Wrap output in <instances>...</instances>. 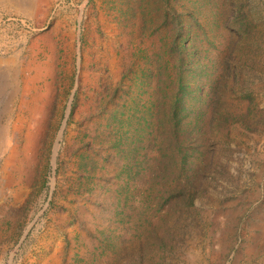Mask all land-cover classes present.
<instances>
[{
  "label": "rangeland",
  "instance_id": "obj_1",
  "mask_svg": "<svg viewBox=\"0 0 264 264\" xmlns=\"http://www.w3.org/2000/svg\"><path fill=\"white\" fill-rule=\"evenodd\" d=\"M0 264H264V0H0Z\"/></svg>",
  "mask_w": 264,
  "mask_h": 264
},
{
  "label": "bare ground",
  "instance_id": "obj_2",
  "mask_svg": "<svg viewBox=\"0 0 264 264\" xmlns=\"http://www.w3.org/2000/svg\"><path fill=\"white\" fill-rule=\"evenodd\" d=\"M12 83H14V82H12ZM12 91H13V90H12ZM8 97H9V96H8ZM35 98H36V97H35ZM35 98H33V99H35ZM8 99H9V98H8ZM37 100H38V99H37ZM1 101H2V100H1ZM33 102H34V100H33ZM22 104H23V103H22ZM25 104H26V103H25ZM23 105H24V104H23ZM44 105H45V104H44ZM28 106H29V105H28ZM33 106L35 107L34 103H33ZM45 106H46V105H45ZM34 107H30V108H32V110H33ZM28 108H29V107H28ZM35 108H36V107H35ZM37 108L39 109V107H37ZM40 108L42 109V107H40ZM25 109H26V108H25ZM25 109H24V110H25ZM41 109H40V110H41ZM35 110H36V109H35ZM30 111H31V109H30ZM44 111H45V110H44ZM44 111H42V112H44ZM22 112H23V111H22ZM36 112H37V110H36ZM38 112H39V111H38ZM45 113H46V111H45ZM27 114H29V112H28ZM38 114H39V113H38ZM28 116H29V115H28ZM41 116H42V115H41ZM41 116H40V117H41ZM19 118H20V117H19ZM19 118H18V119H19ZM20 120H21V119H20ZM22 120H23V119H22ZM28 120H29V118H28ZM41 120H42V119H41ZM16 121H17V120H16ZM24 121H25V120H24ZM14 122H15V121H14ZM22 123H23V122H22ZM27 123H28V122H27ZM12 124H13V122H12ZM20 125H21V124H20ZM27 125H28V124H27ZM33 125H34V124H33ZM13 126H14V124H13ZM13 126H11V127H13ZM24 126H25V125H24ZM36 126H37V124H36ZM14 127H16V126H14ZM28 127H29V126H28ZM37 128H38V127H37ZM12 129H13V128H12ZM11 131H12V130H11ZM23 131H24V130H23ZM19 133L21 134V132H19ZM35 133H36V132H35ZM20 134H19V135H20ZM30 134H33V132L30 133ZM30 134H29V135H30ZM11 135H12V133H11ZM21 135H22V134H21ZM33 135H34V134H33ZM35 136H36V135H35ZM32 137H33V136H32ZM30 138H31V136H30ZM33 138H34V137H33ZM33 138H32V139H33ZM21 139H22V138H21ZM19 140H20V139H19ZM19 146H20V145H19ZM19 148H20V147H19ZM20 150H21V149H20ZM13 151H14V150H13ZM14 153H15V152H14ZM14 153H13V154H14ZM19 154H21V153H19ZM16 157H17V156H16ZM19 160H20V159H19ZM21 162H22V160H21ZM17 163H19V162L17 161ZM19 164H20V163H19ZM15 167H16V166H15Z\"/></svg>",
  "mask_w": 264,
  "mask_h": 264
}]
</instances>
